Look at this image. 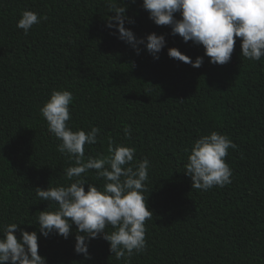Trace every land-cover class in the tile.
Instances as JSON below:
<instances>
[{"label":"trees","instance_id":"obj_1","mask_svg":"<svg viewBox=\"0 0 264 264\" xmlns=\"http://www.w3.org/2000/svg\"><path fill=\"white\" fill-rule=\"evenodd\" d=\"M117 2L137 38L164 36L156 57L143 44L137 55L106 27L114 15L106 0H0V227L35 231L47 264H125L102 237L90 240V259L77 254L74 224L67 239L39 232V211L56 205L39 200L36 188L66 186L64 170L74 166L57 151L39 108L53 89H66L74 97L69 127L100 129L97 143L84 146L86 158L106 157L111 141L150 161L144 195L153 217L145 221L146 250L130 264H264V57L244 58L234 37L230 60L212 64L202 45L149 19L142 0ZM23 10L47 20L25 34L16 27ZM173 47L192 60L202 56L201 67L171 58ZM212 131L237 145L225 157L231 183L193 189L185 148ZM82 177L104 184L95 170Z\"/></svg>","mask_w":264,"mask_h":264},{"label":"clouds","instance_id":"obj_2","mask_svg":"<svg viewBox=\"0 0 264 264\" xmlns=\"http://www.w3.org/2000/svg\"><path fill=\"white\" fill-rule=\"evenodd\" d=\"M109 12L106 27L114 29L117 38L130 45L139 55L138 45L156 57L165 46L163 35L149 33L137 38L125 22L134 23L126 16V9L117 0H106ZM142 7L156 25L170 26L172 34H178L184 42L202 45L204 54L212 64L227 63L240 39V54L250 61L264 57V0H142ZM179 13L177 19L174 14ZM47 16L31 10H23L16 27L25 34ZM168 55L195 68L201 67L203 57L192 60L176 48H169ZM73 94L66 89H53L49 98L39 108L49 132L60 141L57 151L74 161V166L64 170L69 184L36 188L41 201L56 205L53 210H41L36 222L45 238L56 233L67 239L71 226H76L74 251L90 259L88 244L91 239L102 237L109 244V251L116 260L130 264L134 254L146 250L145 221L153 217L146 205L145 191L150 161L147 157L136 161V149L123 144L113 146L110 141L108 155L85 157V144L94 145L100 129L73 131L69 105ZM124 135L129 137L130 128ZM237 145L227 135L212 131L195 139L184 164L185 174L191 179V188L207 191L214 186L231 183L232 169L225 162L229 149ZM95 170L96 177L104 184L98 188L88 183L82 174ZM87 184V191L84 185ZM111 227L113 231L107 232ZM20 232L19 239L14 234ZM0 264H47L38 254V237L35 231L18 229L17 223L0 227Z\"/></svg>","mask_w":264,"mask_h":264}]
</instances>
